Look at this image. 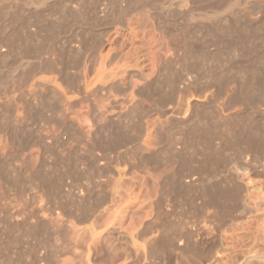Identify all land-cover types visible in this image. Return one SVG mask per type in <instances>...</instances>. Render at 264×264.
Here are the masks:
<instances>
[{
	"label": "bare ground",
	"instance_id": "1",
	"mask_svg": "<svg viewBox=\"0 0 264 264\" xmlns=\"http://www.w3.org/2000/svg\"><path fill=\"white\" fill-rule=\"evenodd\" d=\"M62 1L61 0H0V100L3 99L4 96L9 95L11 93V99L14 102V110H15V115L12 117V119H10L11 115H13L12 114L13 109L9 108V110L12 111V113L11 112L9 113V111L7 110L8 107L6 108V106L7 104L13 105V103L6 101L4 99L7 104L5 105V102H3L4 105H2L3 103L1 104L2 101H0V156L5 155L4 154L5 152H11V148L16 146L17 144L18 145L23 144L25 148L24 143L20 141L23 140L24 138V136L22 135H24L27 132V130H31V129L33 130V128H35L33 127L30 129L31 127L30 125L29 129H27L28 128L27 125H29L28 124L29 122L27 123L29 116L30 115L32 116V113L36 112L34 110L32 111V108L34 109L35 106L36 107L39 106L40 108L51 107V106L53 107V105L51 104L53 101H55L54 103L56 105L54 107L59 114L58 117L55 118L56 124L53 123V125H50L49 124L50 121L48 122L50 126L48 127V129H46L47 130L46 134L51 132L52 135L54 136L52 140L54 139L57 140V138L60 137V132H61V130L59 131V127L57 125L59 126L61 125L63 129L65 128L64 130H66L67 127H64L63 124H67L71 128L75 129L79 134L85 136L86 140L84 137L83 138L79 137V139H82L83 142H85L84 143L85 145H87L86 144L87 141L89 145L87 147H89L91 150V152L89 153L92 154L90 156H93L92 158L95 159L96 164L99 168L103 169V171L105 170L104 171L105 174L106 171H108L107 173L108 176L107 174L106 175L103 174L104 172L102 171H101L102 175L100 171H99L100 173L98 172L99 177L100 178L103 177V178L99 180L100 182L99 184L97 183L95 184V187L97 186V190H98V187L100 185L102 187V185H105L111 181L117 187V190H115L116 192H114L112 196L109 193L111 198L109 197L110 202L108 203L104 199L106 197V194H104V190H103L107 186L103 189L98 190L100 192L99 195L100 194L101 195L100 196L97 195L98 197L95 196L96 197V198L94 197L95 200L91 201L90 199L91 198L90 196H92L91 193L93 191H96L92 187L93 185H90L91 183H87L89 179L87 180L86 184L82 182H81L82 184L75 182L76 178L75 179L73 178L75 177L76 174L74 175L71 173V170H69L71 167L67 162L66 163L64 162L66 165V169L63 171L64 172L67 171L69 172L70 175H73L74 177L72 176L73 177L72 179L74 181L71 180L72 183L70 182V184H67V188H64V190L60 188L61 186L57 185L56 181L53 180V176H51L52 173H50L51 175L47 173L48 167H46L47 169L44 170L39 166L38 163L36 164H38V166L43 170H41L40 168L38 169L36 167H32L34 165H31L29 163L31 168L28 166V164L27 165L24 164L28 166V168L26 169V170L29 169V171H27L28 173L19 177H17L18 174L17 175L15 174L17 179L21 177L20 178L21 184L18 182L19 179L17 181L20 184V186H18L20 188H16V191L15 189L10 187L13 185V182L8 183L7 182L8 178H5L3 171L1 173L0 170V187H2L3 183H5V181L7 180L6 183L7 185L10 184V186L6 185L7 188L9 187L8 188L9 190L8 189L5 190L10 193V189H13L16 192L14 194V192L11 190V194L13 192L14 196L11 195L13 199L11 198L10 207L7 206V208L9 207L10 209L8 211H10V216H11L10 219H12V223H14V226L17 227V225H19V223L21 222L23 224L22 230L24 231V233L31 235L34 229L36 230L38 229L39 231H43V232L52 231L53 235H56L55 238L57 239L55 242H53L55 240L53 239L52 241L53 243L51 242L52 237H50L49 234L47 235L48 237L51 238L50 241L46 239L47 238L46 234H40V232L38 233L41 236L46 235V238L45 236L43 239L37 238V235L39 236V234H36L35 236L34 234L33 236L31 235L29 236V238L31 239L33 237L36 238L37 244L41 247V249L42 248L45 249L48 247L51 249L52 247H54V245L57 246V244H59L57 241L60 239L59 242L61 243L60 244L61 246L58 247L59 248L61 247V250H63L61 252L62 258L59 257V255L56 256V254L59 253L58 252L59 250L57 249L58 247H54L57 249L56 250L52 248L56 250L53 251L55 252V255H53L54 257L52 256L51 258L48 257L45 259L46 260L45 262L47 264H54L52 263L54 261L55 262L57 261L56 264H229L227 260L229 258L228 257L229 254H227L228 258L226 259V254H224L226 251L221 253L219 251V247L228 248V249L230 248L232 250H235L234 244L235 241L239 240V236L235 234V231L231 232L232 228H230V232H228V229L225 230L223 228L224 223L216 224V222L211 227L209 224V220L205 218H201L200 214L196 215L195 218L189 221H183L179 226V228L177 227L178 226L177 224L176 227L173 226L175 224H172L173 226L172 227L171 224L168 223V216H170L168 215L169 213L168 208H170L168 204L169 201L172 202L173 195L179 194L183 189L187 188L184 191L187 190L191 191L192 189L194 191V197L202 198L201 196L203 197L207 196L208 199V200L206 199L207 201L203 199L201 200L200 204L197 203V206L200 209L206 204H210L216 209H220L221 204L218 201V199H228V198L232 199L235 206L240 204V199H242L245 206L244 205L243 207L239 206L240 208L242 207L240 213L238 212L239 215L237 216V219L240 220V223L243 222L245 223V220L249 216L255 214L258 211L264 213V208L261 207V205L257 201L251 202V204H249L250 201L247 203V200H250L249 196L252 194L250 188H252V190L256 188L260 190L259 192L256 189L259 195L260 194L262 195L264 192V138H263L264 134L263 137L262 135L261 137L258 136L256 133H254L255 126H253L252 124L254 130L251 129V125L250 123H248L249 122L248 119H247L248 122L244 120L245 116L248 115V113L246 115L244 114L245 116L243 115L244 116L243 120L249 125L245 124L244 126V124H241L242 122H240V120H242L241 117L242 115L241 113H239L241 110L239 112H233V113L229 112L230 114H228V117L227 116H226L227 118L225 117L226 119L225 120L226 122L224 121L225 126L223 125L225 128L222 129V131L226 129L225 131L226 135L227 133L228 135L231 134L232 137L235 139V141L236 139L237 140L243 139L246 145L244 149L248 150L247 153L250 152L249 154H247V156L243 161L246 171L243 172L240 176L241 184L243 183L242 185L245 186L251 185V183L253 182L252 180L253 174H259L261 176V181L259 180L260 182L257 184L258 186H256L255 188L254 186H250V188L246 190V194L240 193V191H238L237 189L229 191L228 189L225 188H218V189L215 188V191L214 190L209 191V188H211V186H209L208 189L207 186H204L202 169L204 167V164H207V162L209 163V161L206 160L205 157H203L204 155L202 151L203 150L202 145L204 144L203 142L205 140V136L210 133V128L215 123L214 121V123L212 124L213 120L215 119L212 118V113H214L213 111L216 112L215 110L216 104L215 107L212 105L216 102V100L218 101V97L219 96L221 97V94L224 95V93H222L223 91H221L222 90L221 88H220L221 90H219L218 88V90L216 91L217 92L216 95H214L215 92L214 94L212 92H207L204 93L203 95H199L197 94V92L192 93L190 91L192 94L189 97H191L192 99L189 98L191 100L188 101V103L186 104L180 103L179 99L181 97L180 95L178 96L179 92L176 91V89L178 90L182 87L190 88L191 84L189 85V83L192 82V84H194L193 81H191V79L188 77L191 82L187 81L186 78L185 82L187 83L180 81L181 83H183L181 84L182 85L181 87V85L179 86L176 84L174 78L177 77L173 76L174 77L172 78L173 80L171 79L172 77L171 71H169L170 72L169 76L171 77L170 78L168 77L167 73L169 72L167 70H170L169 69L170 67H168L167 70L165 69L167 72L164 70V72L166 73L165 75L166 77L165 78L163 77L164 79L162 78L164 72L160 73V71L161 69H164L168 65L172 64L173 60L174 62H177L176 59H173L175 56H177L178 58H180V60L183 61L184 64L181 65L185 66L187 70H190L191 64L192 66L194 64L199 65L197 61L201 59L198 57L199 59L198 60L196 59L197 61L195 63H191L193 61L192 58L194 57H192L193 56V54H191L192 52L190 53L191 55L188 56L189 54L188 52L189 50L191 51L192 49H187V47H190L187 46L188 42L186 41L185 44L187 46L186 47L184 43L181 42L180 39V38H182V40L185 39L184 34L182 36L177 33V36L179 35L178 37H180L178 39L175 32L171 33L165 30L164 28L170 26L168 19L165 20L169 23V26L167 23V26L164 25L165 27L163 28V26L161 25L164 23L161 24V17L157 12H155L154 9H156V7H158L159 9L160 7L162 13L166 12L169 14L170 12V14L172 13L173 16L174 15L177 16L179 14V16L181 15L183 17V20L184 18L188 20H193L195 18L202 20L207 19L208 22H203V24L205 25V30H204L205 33L202 31L205 34V35L203 34L204 37L202 35V37L204 38L203 41L204 42L206 41V43L209 44V47L210 46L212 47V45H214L215 48L222 43L225 45V47L223 48L227 47L228 52L230 53L229 55L236 54L237 56L240 55L244 56L250 53L251 51L254 52L253 50L255 43L250 38L251 34L247 32L248 29L246 27L248 26L246 25V23L244 25H239V23L243 19H246L248 15H253V14L255 15L259 12L261 13V16H256L252 18L251 21L254 23L257 22L264 23V0H250L249 2L250 8L249 11L247 12H240L236 10V12H234L233 15L230 16V19L233 22V25L231 26L228 25L229 23L227 24V26H225V24L224 26L220 25L221 19L218 20L219 23L217 21L218 19L217 8L224 0H106V1L103 0V2L106 3H103V7L102 8L100 7L101 9L99 8L100 11H98L97 10L98 8H96L99 5L97 4V2H99L100 0H97L96 2L97 5L94 6L93 8L92 6H89L91 8L87 6V2L89 0L86 2V4H85L86 0H62ZM64 1L65 3L66 2L67 3L61 6V4L64 3ZM156 1L158 2L156 3ZM245 1L246 0H226L225 9L226 10H231L233 8L236 9V7H239ZM122 2L123 3L125 2L124 6ZM157 4L158 5L160 4V6H158ZM132 7L134 9H132ZM55 10H56L55 13L59 15L57 17V22L50 17L51 12ZM100 12L102 13V15H100L101 14ZM170 14L168 15L169 17L171 16ZM44 17L46 19H49L50 17V20L51 19L52 21L54 20L57 23V25L60 27L62 25L61 24L62 21H64L66 17H71L73 19H76V21L78 22L88 17L89 20L91 19L93 20V22H98V23L105 20L107 25L110 21V23L113 24V28H111L112 31L110 30L111 31L110 34L107 30H104V28H102L104 33H106L105 31L108 32V35L105 37V39L103 37L99 38V42L95 43L98 47L96 54H94L95 53L94 51H92L91 53V55L94 54L93 56L96 55L92 64L91 62L93 59L91 58V60H89L88 59L89 56L88 58H86L83 55L84 51H86L88 48H86L85 40L81 35L80 31L77 32L79 33L78 35L77 33L74 34L76 36L74 37L73 40L70 39L68 40V42L67 39L69 38L64 37L65 38L64 43H67V46L66 44L61 42L59 47L61 48L62 46V48L64 49L66 46L67 47L66 50H68V53L66 52V50L62 51L61 50L62 48L59 49V47L57 46L56 49L59 50L56 51L53 48V46H55L54 43H52V46L50 44H47L49 42V39L50 40L52 38L57 39L58 37L57 38L53 37L56 29L55 22L53 21L54 23L50 24L48 23L50 20H47L46 22ZM179 18H176L175 21L182 19ZM42 20H44V24L41 23ZM76 21L75 22L73 21L74 23L69 24V27L72 24L74 26ZM83 21L82 22L84 24L85 21L87 22L88 20L86 19ZM172 21L174 22V19ZM182 22L185 23L184 21ZM226 22L227 21H225V23ZM186 25H185L186 27H188V25L190 26V24H186ZM58 26H57V30L60 29L58 28ZM197 28L199 29L200 26ZM73 29L74 28H71L72 31H74ZM80 29L82 28L80 27ZM162 29L167 31V33L168 32L170 34L174 33L175 35L174 37H176L177 39H175L174 41L170 40V42L167 43L162 42L163 37L161 33L163 32L160 31ZM200 29L202 30V28ZM232 29L234 30V32L231 31ZM60 30L58 32H60ZM62 30L65 31L67 29H65L64 27V29L62 28ZM77 30L78 29H76V31ZM186 30H184V32ZM227 30H230L231 33ZM258 30L260 31L261 28ZM64 31L63 33L66 32ZM157 31H159V33ZM165 31L163 34L166 35L165 36L166 38L168 35L165 34L166 33ZM196 32H198V30H196ZM73 33L74 32H72V34ZM188 33L191 32L190 31L188 32L187 30L186 34ZM194 34L196 35V33ZM102 35L104 34L102 33ZM225 36L226 37L229 36L228 37L229 39L228 38L225 39L224 38ZM195 37L197 38V36ZM54 39L53 41H55ZM60 39L61 38H59L58 41ZM189 39L190 38H188V41ZM224 40L227 41L224 42ZM262 40H264V37L262 38ZM103 42L105 43L103 44ZM180 43H183L182 44L183 48L181 47ZM62 44H64L65 46H63ZM204 46L205 45H203V47ZM219 48L216 52H214L212 56L213 59L215 58L214 55L216 56L217 52H219ZM71 50L74 51V53L77 56V58L75 57L70 58L72 59V62L71 60L70 61L66 60L67 57L65 58V56L72 55L69 53ZM180 50L183 52L181 53ZM204 51H208V49ZM224 51H226V49ZM206 54L207 53L205 52L203 56L204 59L206 58L207 61L208 56L205 57ZM210 54H208L209 57ZM254 54L256 53L254 52ZM10 58H13L14 60L12 66L10 65L8 66L7 64V60H9L10 62L11 60ZM189 59H191L192 61ZM159 60H160V64L157 63L159 62ZM212 60L211 62H209L210 60H208V62L212 63ZM214 61L216 64L217 60L214 59ZM249 61L247 60L241 61L233 69L234 72H231L232 75L235 73L238 74V76L235 75L236 77L232 76V78L233 77L235 78L238 77V78L237 79L234 78L236 82L234 81V79L231 80L232 83L233 81L235 83V85L233 84L234 86L232 85L234 89L233 91L228 90L230 91V93L225 91V93L227 92L228 94L226 93L225 97L223 98L224 102L222 100L221 102L222 104L224 103L225 106L227 105L228 108L230 104L232 105L237 102L238 103L242 102L239 103V105H243L244 103L245 106L248 104L249 107L251 106L253 108H256L257 104L262 103V107H263L262 110L264 111V71L260 74L259 72L260 65L256 63V60L253 59ZM70 63H73L74 66L73 64L70 65ZM201 63H203L202 65L205 64L204 62ZM161 64L162 66L164 65V68L161 67ZM202 65L201 67L203 68L204 66ZM69 66L70 68L73 67L75 68L74 73L67 71V69H69L68 68ZM78 66H80L81 68ZM182 66L180 69L182 71H179L180 73L185 72L183 71ZM207 66L208 64L205 65L204 70ZM234 66L235 65L231 67ZM209 67L207 69L208 70L207 73H211ZM192 68L195 69L194 67ZM198 68L200 69L199 66ZM90 69L92 71V75L90 74L89 76L88 72ZM45 71H48L49 74L51 73V75H48V73H46ZM42 73L44 75L46 74L45 76L47 75L50 76V78H44V75L43 76L40 75ZM69 73H72V75L71 74L69 75ZM186 73L183 74L181 73L182 74L181 76L183 77L184 75L185 77ZM188 74H190V72H188L187 75ZM10 75H12L13 77L15 76L16 78H12ZM8 77H10L11 80L14 79V81L19 80L17 78H21V77H23V79L21 78V81L27 79V81L25 82L23 81L25 84H24V89L21 92L22 95L23 93L25 96L29 95L30 101L29 99L28 101L31 102V104H29V102L28 103L24 102L23 100L25 99L24 95H23L24 97L20 96L19 99L17 96L19 94H15L17 89H19V87H22L19 86L20 83L19 84L16 83V86H19L17 87V89L15 88L16 86H14L15 84L13 85L12 89L15 88L16 91L15 89L14 90H10L11 88L9 89V85H11L12 81L10 80L11 82L9 81L10 83H8V80L10 79L9 78L7 80ZM203 79L205 78L203 77ZM223 80L224 78H222V80L220 79V83L223 82ZM228 80L230 83V79ZM163 83L170 84L169 86L171 87L170 90L172 93H174V91L177 92V94H174V96L175 95L178 96L176 97V101L170 99L169 102H165L169 100V99L166 100L165 98V100L163 101L161 99L157 102H153L151 104L149 103V105L146 107L142 106L140 104L141 100L143 98L144 99L151 98L152 96L150 97V95L154 93L156 89H158L157 88L158 85L161 86ZM220 83L218 82V84ZM208 91H210V89ZM186 92H189V89ZM179 94L183 95V91L182 93ZM187 100L185 99L183 102L185 103V101ZM32 105L34 107H32ZM231 105L229 108L230 110L231 108L234 109L236 106V104L234 105V107H231ZM221 106L219 107L221 108ZM202 107L204 109H202ZM212 107L214 108V110H212ZM206 108L208 109L211 108L209 109L211 111L207 112L205 110ZM228 108H226L227 111ZM237 109L238 108H236L234 111H236ZM223 110L224 108L222 109V111ZM259 112L261 113L260 110L258 111V113ZM38 113L37 114L35 113L34 116H32V118L35 117V115H38ZM142 114H146L145 115L146 117L144 119L140 118ZM189 114L190 116H187ZM214 115H216V113L213 114V116ZM134 116H137V119L134 118L135 119L134 120L133 119ZM209 116L213 119L212 122H210L211 119L207 121V119L210 118ZM208 122L212 124L211 127L210 124H208ZM250 122L252 123L254 122V120L252 121L250 120ZM22 126L25 129H27L25 133L22 130ZM44 126L46 127V125ZM215 126L217 125L215 124ZM249 126L250 129H248ZM174 127H178L179 132L177 133L172 132L171 130ZM218 127L219 126H217V128ZM130 128L134 132L131 131ZM217 131L219 130L217 129ZM222 131L220 130V132ZM259 132L261 133V131ZM51 133L49 134L50 136ZM27 134L29 135V133ZM224 134L225 133L221 135L225 136ZM76 137L74 136V138ZM232 137L227 138L228 139L227 141L230 142L229 139H231ZM37 138L38 137L36 136V139ZM33 139L35 141V137ZM76 140L78 142V139ZM188 140H192V142L188 144ZM19 141L22 144H20ZM166 141L169 143H173L176 141L182 142V147H180V149L177 150L178 152L175 155L179 159L178 162L180 163V166L178 170L175 169L176 172H174L173 178L171 176L170 179L168 178L169 177L168 174L166 175L165 171L160 173L158 171L159 174L154 173L155 170L154 164L158 163L159 155ZM28 142L29 141H27L28 146H26L25 148L26 150L28 148V151L24 152L25 150L23 149V151L21 152L20 149V153L21 154L23 153L22 155H24V153H27V155L24 156L26 159L28 158L29 161V160H33L34 157L35 158L38 157L39 156L38 154L40 153H39V149H37L39 146L37 148L33 147L35 144L33 140L32 142L29 143ZM66 142L68 143V141ZM30 143L33 144L30 145ZM38 144L41 145V143ZM234 144L236 143L234 142ZM29 145L32 146L33 148H31ZM44 145L45 144H43V146ZM69 145L71 144L69 143ZM85 145L84 147H86ZM187 147L189 154V155L187 154L188 157L184 155V151ZM41 154H43V152ZM15 155L16 158L13 156V154L11 156L15 158L13 160H19L20 158V160H22L21 162L26 161V159L23 156L18 157L20 156V154L19 155L15 154ZM29 156L31 157L30 159ZM168 156L170 155L168 154ZM3 158L5 159V156H3ZM41 158L43 157L41 156ZM46 162L47 161H44V163ZM41 163L40 165L42 166L43 164ZM51 163L52 162L50 161V164ZM58 164L60 169L61 164L60 163ZM20 165L22 164L20 163ZM45 166L43 165V167ZM58 166H56L55 169H57ZM138 167L141 170L138 169ZM2 168L3 167L0 165V169ZM19 168L21 169V166ZM52 169H53V165H52ZM84 170L86 171L88 170V168ZM90 171L93 172V170L91 169ZM50 172H54V171L50 170ZM55 172L57 173V171ZM64 175H67V173H64ZM67 178H68L67 180H69V177ZM147 178H149L148 180H151L150 183L151 186L149 183H147ZM165 178L169 179V182L165 181ZM21 179L24 180V183L23 180ZM92 183L94 184L95 181H92ZM15 184L18 185L17 183H14V185ZM90 186L92 187V189ZM0 190H1L0 192H3L2 191L3 187ZM9 193L8 194L5 193V195L9 196L10 195ZM61 193H62L61 196L69 197L70 203L68 202V204L69 205L71 204L70 205L71 207L63 206V204L60 203V200H62L61 196L59 197L61 198L60 200L59 198L58 201L56 200V195L57 194L60 195ZM255 195L256 194H254V196ZM257 198H260V196L259 197L256 196V199ZM36 199L38 200L39 204L35 206L34 209L36 208L37 209L32 214L33 211L29 209L31 206L27 208V205L30 200H36ZM102 199H104V201L107 203V206L106 205L104 206L103 204H102L103 206L99 205V202ZM38 202H36V204ZM163 202L164 205H166L165 207H163L162 205ZM101 203L103 202L101 201ZM98 205L101 208H99ZM230 206L228 207L229 209ZM33 207H31L32 210ZM215 214L216 212L214 211L212 214H209L207 216L214 217ZM31 216H33L34 221L31 219L32 218ZM7 220H8L7 222H9L11 225L9 218H7ZM29 220L32 221L29 222ZM9 223L7 225H9ZM249 224L247 223V225ZM11 227L13 226L11 225ZM209 229H211L212 232L209 231ZM208 234L209 236L212 235L211 237L215 239V242L211 249L212 250L211 255H209V257L206 259L205 257L208 255H205L203 253L202 246H204L203 241L208 236ZM14 238L15 237L12 238L10 235V239L8 238L7 239L9 240L10 243V240ZM16 239L17 240L15 241L21 240V242L23 241H25L24 243L27 242L26 239L24 240L21 238L20 240H18L19 239L18 237ZM30 240L28 242H30ZM12 242L14 243V241ZM28 242L27 244H29ZM56 242L57 244H54ZM32 243L34 244L33 241ZM14 244L13 246L12 245L11 246L12 247L17 246V244L15 245ZM21 245H23V243ZM255 247L253 246L254 249H256ZM262 247L263 246H261L260 248ZM259 249L254 251L248 250L247 251L248 253H245L246 255L244 254L245 256L241 258L237 264H264V248H262V250ZM43 252L42 254L45 255L46 251L44 253ZM52 254L54 253H50V255ZM48 255L49 254L47 253V255L44 257H47ZM40 256L41 254L38 257L40 258ZM42 260H44L43 257L41 261ZM230 263L232 264L233 262Z\"/></svg>",
	"mask_w": 264,
	"mask_h": 264
},
{
	"label": "rangeland",
	"instance_id": "2",
	"mask_svg": "<svg viewBox=\"0 0 264 264\" xmlns=\"http://www.w3.org/2000/svg\"><path fill=\"white\" fill-rule=\"evenodd\" d=\"M62 1V0H61ZM88 0H86L85 1V4H86V2H87ZM89 1H90V3H89ZM88 2H87V6L89 7V6H92V8L94 7V6H96L97 4H99L98 5V7H96V8H98L97 10L98 11H100L99 10V8L101 7H103V3H106V2H103V0H100L99 2H97V0H95V1H93V0H89ZM102 1V2H101ZM104 1H106V0H104ZM248 1V2H247ZM63 2V1H62ZM93 3V5H92V3ZM96 2H97V4H96ZM158 1H156V3H157ZM246 2V3H245ZM244 3H242V5H240L239 7H236V9H231V10H226L225 9V3H226V0H224L219 6H218V8H217V11H218V19H217V21L219 20V19H221L222 20V22H221V20H220V25H223L224 26V24H225V26H227V24L228 25H233V22L231 21V19H230V16H232L233 15V13L234 12H236V10L237 11H240V12H247V11H249V8H250V0H246ZM67 3V2H66ZM65 3V1H64V3H62L61 4V6L63 5V4H66ZM123 3V2H122ZM247 4V5H246ZM101 5V6H100ZM125 5V2L123 3V6ZM158 5V4H157ZM58 6V5H57ZM155 6H156V4H155ZM158 6H160V4L158 5ZM135 7V6H134ZM89 8H91V7H89ZM100 8V9H101ZM221 8H223V9H221ZM247 8V9H246ZM132 9H134L133 7H132ZM246 9V10H245ZM155 10V12H157L158 14H159V16L161 17V24L162 23H164V24H162L161 26H163V28L165 27V26H167V23L169 22L170 23V26H169V23H168V26L169 27H167V28H164L165 30H167V31H169V32H175V34H176V36H177V33L179 34V35H182L183 36V34H184V37H185V39L184 40H182V38H180V37H178V39L180 38L181 39V42H183L184 43V45L186 44V41L188 42L187 43V46H190V47H187L186 45V47H187V49H192L191 51L189 50V54H188V56L189 55H191V54H193V56L192 57H194L195 58V61H194V58H192L193 59V61L191 60V59H189V60H191L190 62L191 63H195L199 58L202 60H198L197 61V63H199V67H200V69L198 68V66L196 65V64H194V65H196L197 66V68H196V66H192V64H191V68H190V70H187L186 68H185V66H182L184 63H183V61L182 60H180V58H178L177 56H175L173 59H176V61L177 62H174V60H173V62L172 61H170V62H172V64H170V65H168L167 67H165L164 68V65L162 66V64H161V67H163L164 69H161V71H160V73L161 72H164V70L166 69L167 70V68L168 67H170L169 69L170 70H167L168 72L169 71H171V74H172V77L171 76H169L170 75V72L169 73H167V75H168V77L170 78L171 77V79L172 78H174V77H177V78H174L175 79V81H176V84L177 85H181V84H183V83H181V82H185V79L187 78V81H190L189 80V78L191 79V81H193V83L194 84H192V82L191 83H189V85H190V88L188 87H186V88H184V87H182V85H181V87L182 88H180V87H177V88H180V89H182V90H180V89H176V91H178L179 93H182V91H183V95L182 94H179L178 93V96L180 95V103H182V104H186V103H188V101H190L192 98L191 97H189L193 92L195 93V92H197V94H199V95H203L204 93H207V92H212L213 94H214V92H215V94L214 95H216V91L218 90V88H219V90H221V91H223L222 93H224V95L223 94H221V97L219 96L218 97V101L216 100V102L212 105V106H214L215 107V104H216V107H215V110H216V112L215 111H213L214 113H212V118L214 119H212L210 116V118H208L207 119V121H209L210 119V122H212V120H213V122H212V124L214 123V121H215V123L213 124V126H212V124L211 123H209L208 122V124H210V127L212 128H210V133L209 134H207L206 136H205V140H204V144L202 145L203 146V157H205V159L206 160H208L209 161V163L207 162V164H204V167H203V169H202V176H203V178H204V186H207V189H208V187L209 186H211V188H209V191L211 190V191H215V188H225V189H228L229 191H231V190H234V189H237L238 191H240V193H242V194H246V190H248V188H250V186H254V188L256 187V186H258L257 184L261 181V176L259 175V174H253L252 175V180H253V182L251 183V185H249V186H245V185H242L241 184V181H240V176H241V174L243 173V172H245L246 170H245V167H244V164H243V161H244V159H245V157L247 156V154H249V153H247L248 152V150H245L244 148L246 147V145H245V143H244V140L243 139H236V141H235V139L232 137V135L231 134H229L228 135V133H227V135H226V129L224 130V131H222V129H224L225 127V124H224V121L226 120L225 119V117L227 116L228 117V114H230L229 112H239L240 110V112L239 113H241V117H242V120H240V122H242L241 124H244V126H245V124H248V123H250V125H251V129H253L254 130V128H255V131H254V133H256L258 136H260L261 137V135H262V137H263V132H264V111L262 110L263 109V107H262V103L260 104H257L256 106L258 107H256V108H253V107H249L248 106V104L245 106L244 105V103H243V105H239V103H242V102H237V103H235L236 104V106H235V108L233 109V108H231V110L229 109L230 108V105H229V108H228V106L226 107L225 105H224V103L222 104V102H221V100L224 102V97H225V95H226V93L228 92V93H230V91H233V89H234V85H235V83H234V81H235V79H237V78H235L236 76L235 75H237L238 76V74H233L232 75V73L231 72H234L233 71V69L241 62V61H249V60H256V63L258 64V65H260V74L264 71L263 69H264V40H262V38L264 37V23L263 22H257V23H254V22H252L251 21V19L252 18H254V17H256V16H261V13L259 12V13H257V14H253V15H248L247 16V18L246 19H243L244 20V22H243V20L241 21V22H243V23H239V25H244L245 23H246V25L248 26V27H246L248 30H247V32H249V34H251V39L254 41V43H255V46H254V52L256 53V54H254V52H250V53H246L247 55H240V56H237L236 54L234 55V54H231V55H229L230 53L228 52V49H227V47L226 48H223V47H225V45L224 44H219L216 48H215V46L214 45H212V47L210 46L209 47V44H207L206 43V41L204 42L203 40H204V33H205V25L203 24V22H208V20L207 19H198V18H195V19H193V20H188V19H185L184 18V20H183V17L180 15L179 16V14L177 15V16H173L172 15V13L170 14V12H169V14L171 15L170 17L168 16L169 14L168 13H162L161 12V10H160V7H159V9H158V7H156V9H154ZM160 10V11H159ZM223 10V11H222ZM232 10H234V11H232ZM222 11V12H221ZM56 12V10L55 11H52L51 12V18H53L56 22H57V17L59 16L58 14H56L55 13ZM90 13V12H89ZM101 13V12H100ZM163 14H164V16H163ZM167 14V15H166ZM98 15H99V13H98ZM100 15H102V13L100 14ZM166 15V16H165ZM48 16V15H47ZM46 16V17H47ZM53 16V17H52ZM50 17H49V19H46L45 17V21L47 22V20H50ZM173 17V18H172ZM182 18V19H180V18ZM229 17V18H228ZM176 18H179L180 20H178V21H175L176 20ZM250 18V19H249ZM70 19H72V20H70ZM88 20L87 22L85 21V23L83 24V20ZM165 19H168V22L165 20ZM174 19V22L172 21ZM53 20V21H54ZM82 20V19H81ZM82 21H76V19H73V18H71V17H66L65 18V20L64 21H62V25H61V27L60 26H58L57 25V23L55 22V24H56V29H55V33H54V36L53 37H55V38H57V39H54V38H52L51 40L49 39V42L47 43V44H50L51 46H52V43H54L55 44V46H53V48L56 50V51H58L59 49H61L62 48V46H61V48L59 47L60 46V44H61V42L62 43H64V37H68L69 39H67V42H68V40H73L74 39V37L76 36V35H74L75 33H77V32H79L80 31V33H81V35L83 36V38H84V40H85V43H86V48H90L89 50H91V51H89L88 49L86 50V51H84V57H86V58H88V56H89V60H91V58L93 59L92 60V64H93V61H94V59H95V56H93L94 54H96L97 53V45L95 44L96 42H99V38H104L105 39V37L108 35V32H109V34H110V32L112 31L111 30V28H113V24L112 23H110V21H109V23H108V25L106 24V21L105 20H103V21H101L102 22V24H101V22H93V20H89V18L87 17V18H85V19H83ZM184 21L185 23H183L182 21ZM227 21L226 23H225V21ZM52 21V19L48 22V23H50V24H52V23H54ZM76 21V23L74 24V26H73V24L72 25H70V27L71 28H74L73 30L74 31H72L71 30V28L69 27V24H71V23H74V22ZM95 21V20H94ZM165 21H166V23H165ZM171 21V22H170ZM224 21V22H223ZM69 22V23H68ZM83 24H81V23ZM175 22H178V23H175ZM41 23H43L44 24V20H42L41 21ZM48 23H45V24H48ZM79 23V24H78ZM87 23H89V24H87ZM94 23V24H93ZM96 23V24H95ZM105 23V24H104ZM176 25H175V24ZM218 23H219V21H218ZM223 23V24H222ZM263 23V24H262ZM55 24H53V25H55ZM66 24V25H65ZM175 26H174V25ZM186 24H190V26L188 25V27H186L187 25ZM195 24H197V25H195ZM199 24V25H198ZM77 25V26H76ZM89 25V26H88ZM91 25V26H90ZM95 25H97V26H95ZM101 25V26H100ZM104 25V26H103ZM109 25H111V26H109ZM165 25V26H164ZM186 25V26H185ZM195 25V26H194ZM245 25V26H246ZM57 26H58V28H60V29H58L57 30ZM65 27V29H67V30H62V28L64 29V27ZM82 28V29H80V27ZM83 26H85L86 28H87V30H88V32H87V30H86V28L85 27H83ZM171 26H172V28H171ZM200 26V28H202V30L199 28H197V27H199ZM76 27V28H75ZM89 27V28H88ZM177 27V28H176ZM261 28V30L260 31H262V29H263V31L262 32H260L258 29H260ZM33 28V27H32ZM92 28V29H91ZM102 28H104V30H107V31H105L106 33H104V31H103V29ZM169 28V29H168ZM176 28V29H175ZM70 29V30H69ZM76 29H78L77 31H76ZM109 29V30H108ZM164 29H162V30H160V31H162L163 33H164ZM178 29H183V30H178ZM188 30V32L190 31L191 33H188V34H186V32H187V30ZM234 29V28H233ZM231 30V31H233L234 32V30ZM251 29V30H250ZM60 30V32H58ZM89 30H90V32H89ZM102 30V31H101ZM111 30V31H110ZM164 30V31H163ZM178 30V31H177ZM184 30H186L185 32H184ZM196 30H198V32H196ZM63 31L66 33H63ZM93 31V32H92ZM95 31V32H94ZM167 31H165L166 33L165 34H167L168 36L165 38V36L166 35H164L163 33H161L162 34V37H163V39H162V42H170V40L171 41H174L175 39H177L176 37H174L175 35H174V33L173 34H170L169 32V34L167 33ZM183 31V32H182ZM199 31H201V32H199ZM204 33H203V32ZM227 31H229L230 33H231V31L230 30H227ZM56 32H57V34H56ZM72 32H74L73 34H72ZM100 32V33H99ZM158 33H159V31H157ZM232 32V33H233ZM259 32V33H258ZM59 33V34H58ZM84 33V34H83ZM95 33V34H94ZM102 33L104 34V35H102ZM194 33H196V35L194 34ZM79 33H77V35H78ZM91 35V36H89V35ZM185 34H186V36H185ZM204 34V35H203ZM60 35V36H59ZM202 35H203V37H202ZM70 36H72V37H70ZM195 36H197V38L195 37ZM200 38H199V37ZM62 37H63V39H62ZM96 38V41H95V38ZM183 37V38H184ZM193 37V38H192ZM229 37V36H228ZM228 37H224L225 39L226 38H228ZM59 38H61L59 41H58V39ZM86 38V39H85ZM97 38H98V40H97ZM165 38V39H164ZM188 38H190L189 39V41H188ZM230 38H231V36H230ZM53 39L56 41H53ZM93 39H94V41H93ZM169 39V40H168ZM229 39V38H228ZM227 39V40H228ZM101 40V39H100ZM168 40V41H167ZM226 40V41H227ZM161 41V40H160ZM194 41V42H193ZM195 41H197V42H195ZM201 41V42H200ZM225 40H224V42H226ZM51 42V43H50ZM65 42H66V40H65ZM70 43H72V42H70ZM105 42H103V44H104ZM183 43H180L181 44V47L183 48ZM202 43H203V45H205L204 47H208L207 49H208V51H204V50H207L206 48H204L203 47V45H202ZM53 44V45H54ZM64 44H66V46H67V43H64ZM64 44H62L63 46H65ZM165 44V43H164ZM201 45V46H200ZM59 47V49H56L57 47ZM65 46V48L63 49H61L62 51L63 50H66L67 49V47ZM180 47V46H179ZM180 47V48H181ZM204 49H203V48ZM220 47V48H219ZM181 48V49H182ZM218 48H219V52H217V54H216V56L214 55V59H216L217 61H216V64H215V61H214V59H213V54H214V52H216L217 50H218ZM222 49H223V51H222ZM226 49V51H224ZM257 49V50H256ZM74 50V49H73ZM178 50V49H177ZM201 50H203V51H201ZM211 50V51H210ZM256 50V51H255ZM75 51V50H74ZM74 51H70L69 53L70 54H72L71 56H69L68 54V56H65V58H66V60H68V61H70L71 60V62H72V59H70V58H77V56H76V54L74 53ZM92 51H94L95 53L94 54H92L91 55V53H92ZM179 51V50H178ZM220 51H222V52H220ZM66 52L68 53V50H66ZM180 52L182 53L183 51H181L180 50ZM192 52V53H191ZM207 53L206 54V56L205 57H207L208 56V58H207V61H206V58L204 59V53ZM210 52H211V54H210ZM213 52V53H212ZM191 53V54H190ZM223 53V54H222ZM228 53V54H227ZM75 54V55H74ZM180 54V53H179ZM208 54H210V57H209V55ZM182 55V54H181ZM197 55V56H196ZM199 55V56H198ZM227 56V57H226ZM199 57V58H198ZM202 57V58H201ZM235 57V58H234ZM253 57V58H252ZM258 57V58H257ZM69 58V59H68ZM188 58H190V57H188ZM256 58V59H255ZM11 60H10V62H9V60H7V64H8V66L10 65V66H12L13 65V62H14V60H13V58H10ZM197 59V60H196ZM213 59V60H212ZM233 59V60H232ZM158 60V59H157ZM208 60H210L209 62H211V60H212V63H209L208 62ZM226 60H229V61H226ZM263 60V61H262ZM179 61V62H178ZM219 61V62H218ZM227 62V63H225V62ZM201 62H204L205 64L204 65H202L203 63H201ZM224 62V63H223ZM250 62V61H249ZM11 63V64H10ZM157 63H159L160 64V60H159V62H157ZM175 63H177V64H175ZM180 65H179V64ZM201 63V64H200ZM223 63V64H222ZM233 65H235L234 67H231V66H233ZM71 64H73V63H70V65ZM158 64V65H159ZM168 64V63H167ZM182 64V65H181ZM208 64V66L205 68V70H204V67H205V65H207ZM211 64V65H210ZM231 64V65H230ZM180 67H179V66ZM201 65L202 66H204L203 68L201 67ZM224 65V66H223ZM73 66H74V64H73ZM172 66V67H171ZM181 66L183 67L182 69H183V71H185V72H181L182 74L183 73H186V71H187V73L188 72H190V74H188L187 75V73L185 74V77H184V75H183V77L181 76L182 74L179 72V71H182V70H180L181 69ZM210 66V67H209ZM213 66V67H212ZM215 66V67H214ZM223 66V67H222ZM229 66V67H228ZM78 67H80V66H78ZM192 67H194L195 69H193ZM208 67L210 68V72L211 73H207V69H208ZM262 67H263V69H262ZM69 69H67V71L68 72H72V73H74V67L73 68H70V66L68 67ZM81 68V67H80ZM80 68H78V69H80ZM230 68V69H229ZM71 69V70H70ZM262 69V70H261ZM73 70V71H72ZM165 70V71H166ZM90 71H91V69L89 70V72H88V75L90 76V74L92 75V71H91V73H90ZM166 71V72H167ZM46 73H48V75H51V73L49 74V72L48 71H45ZM45 72H43V73H45ZM174 72V73H173ZM235 72H236V69H235ZM40 74V75H44V74ZM72 73H69V75L71 74L72 75ZM165 73V72H164ZM163 73V75H162V78L164 77H166L165 75H166V73L164 74ZM206 73V74H205ZM174 74V75H173ZM40 75H38V76H40ZM46 75V74H45ZM44 75V78H50V76H45ZM209 75V76H208ZM225 75V76H224ZM12 78H16L15 76L13 77L12 75H10ZM174 76V77H173ZM216 78H215V77ZM223 76V77H222ZM227 76V77H226ZM232 76H235V77H233L232 78ZM179 77V78H178ZM182 77V78H181ZM189 77V78H188ZM203 77L205 78V79H203ZM215 78V80H214V78ZM224 78V80H223V82H221L220 83V79L222 80V78ZM10 77H8L7 78V80L9 79ZM22 79H23V77H21ZM21 78H17V79H19V80H15L14 81V79H12L11 80V78L8 80V83H10L11 81L13 82H11V85H9V89L10 90H14L15 88L17 89V87H19V86H22V87H19V89H17V91H16V89H15V94H19V95H17L18 96V98L20 99V96H22V97H24L25 95H24V93H23V95H22V90L24 89V82L25 81H27V79L25 80H23V81H21ZM24 78H26V77H24ZM163 78V79H164ZM208 78H209V80H208ZM218 78V79H217ZM230 79V83H229V80L228 79ZM235 78V79H234ZM180 79V80H179ZM184 79V80H183ZM203 79V80H202ZM232 79H234V81H233V83H232ZM11 80V81H10ZM173 80V79H172ZM177 80H179V81H177ZM183 80V81H182ZM208 80V81H207ZM214 80V81H213ZM226 80V81H225ZM10 81V82H9ZM22 83H21V82ZM164 81V80H163ZM181 81V82H180ZM214 82V83H213ZM218 82L220 83V84H222V85H220V84H218ZM225 82V83H224ZM236 82V81H235ZM16 83H20L19 84V86H16ZM185 83H187V82H185ZM15 84V85H14ZM17 84V85H18ZM234 84V85H233ZM13 85L14 86H16L14 89H12V87H13ZM166 85V86H165ZM170 84H165V83H163L161 86L160 85H158V89H156L155 91H154V93H152L151 95H150V97L151 98H149V99H147V98H143L142 100H141V102H140V104L142 105V106H144V107H146V106H148L149 105V103L151 104V103H153V102H157V101H159V100H161L162 99V101L163 100H165V98H166V100H168V101H165V102H169L170 101V99H173L174 101H176V97H178L177 95H175L174 96V94H177V92L176 91H174V93H172L171 92V87L169 86ZM224 85V86H223ZM233 85V86H232ZM167 86H168V88H167ZM192 88V89H191ZM221 88V89H220ZM184 89H186V90H184ZM188 89H189V92H186V91H188ZM191 89V90H190ZM210 89V91H208ZM19 90V91H18ZM166 90H168V91H166ZM228 90H230V91H228ZM181 91V92H180ZM185 91V92H184ZM192 93H191V92ZM225 91H227L226 93H225ZM160 92V93H159ZM164 92H166V93H164ZM169 92V93H168ZM171 92V93H170ZM176 92V93H175ZM155 93H156V95H155ZM219 93H221V92H219ZM227 93V94H228ZM26 94V93H25ZM166 94V95H165ZM172 94V95H171ZM184 95H185V97H184ZM8 96V97H7ZM27 96H28V98H27ZM169 96V97H168ZM171 96H172V98H171ZM182 97H184V98H182ZM7 98V99H6ZM25 99H23V98H21V99H23L24 100V102L25 103H28L29 101H30V97H29V95H26L25 97H24ZM187 98H188V100H187ZM189 98H191V99H189ZM6 101H9V102H11V103H13V105L12 104H7L6 102H5V100ZM28 99H29V101H28ZM186 99L187 101H185V103L183 102L184 100ZM11 100V101H10ZM0 101H2L1 102V104L3 103V102H5V105L7 104V106H6V108L8 107V111H9V113L11 112L12 113V111H13V115H11V117H10V119H12V117L15 115V110H14V102H13V100L11 99V93L9 94V95H6V96H4V98L3 99H1ZM53 101V100H52ZM51 101V102H52ZM55 101H53L52 102V104L51 105H53V107L51 106V107H43V108H40L39 106L38 107H36L35 106V108H36V110H35V108L33 109L32 108V111L34 110V111H36L35 113L37 114L38 112V115H35V117H33L32 118V116H34V112L32 113V116L30 117L29 116V118H28V121H27V123L29 124V125H27V129H29V127H30V125H31V127H30V129L31 128H33V127H35V128H33V130L31 129V130H27V129H25L23 126H22V130H23V132L25 133L26 132V130H27V132L24 134V135H22V136H24V138H23V140H20V141H22V143H24V145H25V148H26V146H28V144H27V141H29V142H32V140H33V142L35 143L34 144V148L36 147H38L37 149H39V153L41 154L42 152H43V154H41V156L43 157V158H41V156H40V154H38L39 156L38 157H34L33 158V160H29L28 161V158L26 159L25 158V156L24 155H27V153H24V155H22L21 153H20V149H21V152L23 151V149L25 150L24 152H27L28 151V148H27V150L24 148V146H23V144L22 143H20V141H19V143L20 144H22V145H16V146H14V147H12L11 148V152H13V153H11V152H5L4 154L5 155H1L0 157V165L3 167L2 169H0L1 170V173H2V171H3V173H4V177L5 178H8L6 181L9 183V182H13V185H12V183H11V185L12 186H10V184H8L11 188H13V189H15V191H16V188H20V187H18V186H20V178H18L19 179V181H18V179L16 178V176H15V174L17 175L18 174V176L17 177H19V176H22V175H24V174H26V173H28L27 171H29V169L28 170H26L27 168H28V166L30 167V164L31 165H34V166H32V167H36V168H43L44 170L45 169H47L46 167H48V171H47V173H52V175L51 176H53V180L54 181H56V183H57V185L58 186H61L60 188L61 189H63L64 190V188H67V184H70V182H71V180H73V179H75L76 178V181L75 182H77V183H79V184H82V183H85L86 184V182H87V180H88V182L87 183H91L90 185H93L92 187L94 188V190H96V191H93V190H91V191H93L92 193H91V195L92 196H90L91 198V201H94L95 200V198L96 197H98V196H100L99 195V191L98 190H100V189H103V188H105L106 186L108 187H106L105 189H103L104 190V194H106V197L104 198L105 199V201L108 203V202H110L109 200H110V198H111V196L114 194V192H116L115 190H117V187L114 185V183H112L111 181L109 182V183H107V184H105V185H102V187H101V185L98 187V190H97V186L95 187V184L97 183V184H99L100 182H99V180L100 179H102V178H100L99 177V174H98V172L100 171H102V172H104L103 171V169H101V168H99L98 166H97V164H96V161H95V159H93L92 157L93 156H90V155H92V154H90L89 152H91V150H90V148L89 147H87V146H89L88 145V143H87V141H86V144L87 145H85L84 143L85 142H83V140L82 139H79V137L81 138H85V136H83V135H81V134H79L75 129H73V128H71L69 125H67V124H63L64 125V127H67V129L66 130H69V131H66V130H64L63 129V127L60 125H57L58 127H59V131L61 130V132H60V137L59 138H57V140L56 139H54V140H52V138H54V136L52 135V133H51V136L49 135L50 133H48V134H46V132H47V130L46 129H48V127L50 126V125H53V123H55L56 124V121H55V118L56 117H58V111H56V109H55V103H54ZM147 102V103H146ZM164 102V103H165ZM172 102V101H171ZM54 103V104H53ZM220 103V104H219ZM29 104H31V102H29ZM235 104H232L231 105V107H234V105ZM2 105H4V103L2 104ZM218 105V106H217ZM222 105V106H221ZM31 106V105H30ZM219 106H221V108L219 107ZM223 106H225V107H223ZM261 106V107H260ZM32 107H34L33 105H32ZM205 107V106H204ZM241 107V108H240ZM260 107V108H259ZM9 108H12L13 110L12 111H10L9 110ZM224 108V110L222 111V109ZM226 108H228V111H227V109ZM236 108H238L236 111H234ZM249 108V109H248ZM202 109H204L203 107H202ZM209 109H211V108H209ZM208 108H206L205 110L207 111V112H209V111H211V110H209ZM258 109V110H257ZM212 110H214V108L212 107ZM219 110V111H218ZM221 110V111H220ZM226 110V111H225ZM230 110V111H229ZM244 110V111H243ZM253 110V111H252ZM261 111V113L259 112L258 113V111ZM7 111V112H8ZM40 112H41V114H40ZM48 112V113H47ZM52 112V113H51ZM219 112V113H218ZM263 112V113H262ZM8 113V114H9ZM216 113V115H214L213 116V114H215ZM248 113V115H246ZM49 114V115H48ZM221 114V115H220ZM246 116H245V115ZM146 114H142L141 116H140V118H145L146 116H145ZM219 115V116H218ZM224 115V116H223ZM245 116V118H244V116ZM36 116H37V118H36ZM48 116V117H47ZM54 116V117H53ZM187 116H190V114L189 115H187ZM218 116V117H217ZM248 116V117H247ZM224 117V118H223ZM226 117V118H227ZM137 119V116H134L133 117V119ZM223 118V119H222ZM243 118H244V120L245 121H247V119H248V123H246L244 120H243ZM250 118V119H249ZM52 119V120H51ZM134 119V120H135ZM250 120L252 121V120H254V122H250ZM45 123H47V124H45ZM50 121V122H49ZM54 121V122H53ZM244 121V122H243ZM48 122H49V124H48ZM52 122V123H51ZM226 122V121H225ZM31 123V124H30ZM44 123V124H43ZM223 123V124H222ZM215 124L217 125V126H219L218 128H217V126H215ZM252 124H253V126H255L254 128H253V126H252ZM255 124V125H254ZM44 125H46V127L44 126ZM224 125V126H223ZM249 125V124H248ZM56 126V125H55ZM38 127V128H37ZM70 127V128H69ZM222 127V128H221ZM257 127V128H256ZM69 128V129H68ZM259 128V129H258ZM46 131H45V130ZM129 129V128H128ZM217 129L219 130V131H217ZM248 129H250V126L248 127ZM258 129V130H257ZM130 130L131 131H133L131 128H130ZM220 130L222 131V132H220ZM252 130V131H253ZM44 133H43V132ZM172 132H175V133H177V132H179V128L178 127H174L172 130H171ZM259 131H261V133L259 132ZM22 132V133H23ZM30 132H31V134H30ZM42 132V133H41ZM134 132V131H133ZM132 132V133H133ZM220 132V133H219ZM27 133H29V135L27 134ZM223 133H225L224 135L225 136H222L221 134H223ZM25 135H27V136H25ZM48 136V138H47V136ZM34 136L35 137V141H34V137L32 138V137ZM36 136L38 137L37 139H36ZM74 136L76 137V138H74ZM29 137H30V140H29ZM219 137V138H218ZM230 137H232L233 139H234V141H233V139L231 138V139H229L230 140V142H231V144H230V142L229 141H227L228 139L227 138H230ZM25 138H26V140H25ZM66 138V139H65ZM264 138V137H263ZM64 139V140H63ZM76 139H78V142H77V140ZM41 142H40V141ZM50 141V142H48V141ZM61 140V141H60ZM85 140H86V138H85ZM226 140V141H225ZM39 141V142H38ZM66 141H68V143L66 142ZM74 141V142H73ZM26 142V143H25ZM28 142V143H29ZM66 142V143H65ZM73 143V145H72V143ZM83 143V145H82V143ZM192 142V140H188V144L189 143H191ZM206 142V143H205ZM226 142H229V143H226ZM234 142L236 143V144H234ZM38 143H41V145L40 144H38ZM45 144L44 146H43V144ZM47 143H48V145H47ZM69 143L72 145V147H71V145H69ZM77 145H76V144ZM80 143V144H79ZM175 143V144H174ZM217 145H216V144ZM219 143V144H218ZM33 143H30V145H32ZM51 144V145H50ZM168 144V145H167ZM210 144V145H209ZM29 145V146H30ZM81 145V146H80ZM84 145L86 146V147H84ZM209 145V146H208ZM226 145V146H225ZM234 145V146H233ZM243 145V146H242ZM245 145V146H244ZM40 146H41V149H40ZM43 146V147H42ZM83 146V147H82ZM241 146H242V148H241ZM23 147V148H22ZM31 148H33L32 146H30ZM67 147V148H66ZM180 147H182V142L181 141H176V142H173V143H169V142H165V144H164V147H163V149H162V151H161V153H160V155H159V160H158V163H156V164H154V168H155V170H154V173L156 174V173H158V171H159V173L160 172H163V171H165V173H166V175L168 174V178L170 179V177L172 176V178H173V176H174V172H176V170H178V168H179V166H180V163L178 162V158L175 156L176 155V153L178 152L177 150L178 149H180ZM45 148V149H44ZM77 150H76V149ZM168 148V149H167ZM241 148V149H240ZM44 149V150H43ZM68 149H69V151H68ZM40 150H42V151H40ZM48 150V151H47ZM72 150V151H71ZM82 150H83V152H82ZM243 150V151H242ZM244 150H245V152H244ZM47 151V152H46ZM19 152V153H18ZM45 152V153H44ZM50 152H52V153H50ZM62 152V153H61ZM88 152V153H87ZM20 154V156H18V157H21V156H23L25 159H26V161L25 162H21L22 160H20V158H19V160H13V159H15L16 158V155L15 154ZM46 153H48V154H46ZM50 153V154H49ZM75 153V154H74ZM12 154H13V156L15 157V158H13V157H11L12 156ZM45 154V155H44ZM56 154V155H55ZM73 154V155H72ZM78 154V155H77ZM84 154V155H83ZM89 154V155H88ZM168 154L170 155V156H168ZM188 147L185 149V151H184V155L186 156V157H188ZM206 154H207V156H206ZM7 155V156H6ZM72 155V156H71ZM76 155V156H75ZM3 156H5V159L3 158ZM45 156V157H44ZM49 156V157H48ZM89 156V157H88ZM200 156H202V155H200ZM48 157V158H47ZM83 157V158H82ZM203 157H201V158H203ZM3 158V159H2ZM31 157L29 156V159H30ZM81 158V159H80ZM12 159V160H11ZM18 159V158H17ZM51 159V160H50ZM78 159V160H77ZM49 160V161H48ZM54 160V161H53ZM37 161V162H36ZM40 161V162H39ZM44 161H47L46 163H44ZM50 161L53 163H51L50 164ZM82 161V162H81ZM160 161V162H159ZM42 162V163H41ZM67 162L68 164H69V166L71 167L69 170H71V173L72 174H76L75 175V177L73 176V175H70L69 174V172H64L63 170H65L66 169V165H65V163ZM20 163L22 164V165H20ZM30 163V164H29ZM36 163H38L39 164V166H38V164H36ZM40 163L41 164H43L44 166H45V164H46V166L45 167H43V165L41 166L40 165ZM58 163H60L61 165V168L59 169V164ZM212 163V164H211ZM4 164V165H3ZM24 164H28V166H26V165H24ZM89 164V165H88ZM158 164V165H157ZM19 165V166H18ZM24 165V166H23ZM48 165V166H47ZM52 165H53V169H52ZM55 165V166H54ZM219 165V166H218ZM5 166V167H4ZM21 166V169L19 168ZM38 166V167H37ZM51 166V167H50ZM56 166H58L57 167V169H55V167ZM158 166V167H157ZM74 167V168H73ZM140 167V166H139ZM138 167V169H140ZM142 167V166H141ZM160 167V168H159ZM9 168V169H8ZM23 168V169H22ZM31 168V167H30ZM40 168V169H41ZM80 168V169H79ZM88 168V170H84V169H87ZM96 168V169H95ZM165 168V169H164ZM5 169V170H4ZM7 169V170H6ZM43 169H41V170H43ZM55 169V170H54ZM90 169L91 170H93V172L92 171H90ZM145 169V168H144ZM143 169V170H144ZM161 169H162V171H161ZM176 169V170H175ZM10 170V171H9ZM50 170L52 171H54V172H50ZM73 170V171H72ZM141 170V169H140ZM171 170V171H170ZM6 171V172H5ZM55 171H57V173L55 172ZM61 171H63V172H61ZM91 173H90V172ZM8 172V173H7ZM59 172H60V174H59ZM87 172H89V173H87ZM95 172H96V174H95ZM99 172V173H100ZM102 172H101V175H102ZM7 173V174H6ZM56 173V174H55ZM63 175H62V174ZM64 173H67V175H64ZM108 173V171H106V174ZM158 173V174H159ZM172 173V174H171ZM210 173H212V174H210ZM55 174V175H54ZM103 174H105V172L103 173ZM105 174V175H106ZM6 175H7V177H6ZM12 175V176H11ZM13 175H14V177H13ZM71 177H70V176ZM110 175V174H109ZM211 175V176H210ZM223 175V176H222ZM227 177H225V176ZM61 176V177H60ZM74 178H73V177ZM107 176H108V174H107ZM256 176V177H255ZM64 179H63V178ZM67 177H69V180H67L68 178ZM93 179H92V178ZM229 177V178H228ZM65 178H66V180H65ZM73 178V179H72ZM221 178H223V179H221ZM225 178V179H224ZM231 178V179H230ZM254 178H255V180H254ZM11 179V180H10ZM91 179V180H90ZM149 178H147V183H151V180H148ZM169 179H167V178H165V181H168L169 182ZM227 179V180H226ZM4 180V181H5ZM10 180V181H9ZM15 182H14V181ZM21 180H23V179H21ZM260 180V181H259ZM6 181H5V183H3V192H0V264H47L45 261V259L46 258H48V257H52L53 255H55V252H53V251H56L57 249L59 250L58 252L60 253H57L56 254V256L57 255H59V257H61L62 258V251L63 250H61V247L59 248L58 246H61L60 244V239L57 241L59 244H57V242L56 243H54V244H57V246L56 245H54V244H52V245H54V247H58L57 249L56 248H54V247H52V248H54V249H56V250H54V249H52V252H51V249L48 247V248H42L41 249V247L37 244V241H36V238L35 237H33L32 239L31 238H29V236L31 235V234H27V233H24V231L22 230V228H23V224L21 223H19V225L20 226H22V227H20L19 225H17V227H19V228H17L16 226H14V223H12V219H10L11 218V216H10V211H8V210H10L9 209V207H10V202H11V198L13 199V197H11V195L12 196H14L13 195V192H14V194L16 193L13 189H10V193L8 192V191H6L8 188H7V183H6ZM20 183H18V182ZM74 181V180H73ZM92 181H95V183L93 184L92 183ZM227 181V182H226ZM229 181V182H228ZM238 181V182H237ZM82 182V183H81ZM257 182V183H256ZM14 183H17L18 185H14ZM23 183H24V180H23ZM72 183V182H71ZM239 183V184H238ZM4 184H5V186H4ZM148 184V185H149ZM7 185V186H6ZM14 186V187H13ZM65 186V187H64ZM150 186H151V184H150ZM2 187H0V189L2 188ZM91 187V186H90ZM92 187H91V189H92ZM96 188V189H95ZM116 188V189H115ZM6 189V190H5ZM111 189H113V190H111ZM187 189V188H186ZM186 189H183L179 194H175V195H173V200H172V202L171 201H169V204H168V206L170 207V208H168V215H170V216H168V223H170L171 224V226H172V224H175V225H173V226H175L176 227V224L178 225L177 227L179 228V226L181 225V223L183 222V221H189V220H191V219H193V218H195V216L196 215H198V214H200V216H201V218H205V219H208L209 220V224H210V226L212 227V225L216 222V224H219V223H224L223 225H224V229L225 230H227L228 229V232H230V228H232L231 229V232H233V231H235V234H237V236H239V240H237V241H235V250H237V251H235V250H232V249H228V248H220L219 247V251L221 252V253H223L224 251H226L224 254H226V259L228 260V262H229V264H231L230 262H233L232 264H234V263H238V261L241 259V258H243L246 254L245 253H248L247 251L249 250V251H254V250H257V249H259L261 246H263L262 248H264V213L263 212H256L255 214H253V215H251V216H249L246 220H245V223L243 222V223H240V220L239 219H237V216L239 215V213H240V211H241V209H242V207H243V205L245 206V204L243 203V200L242 199H240V204H238V205H236L235 206V204H234V202H233V200L232 199H218V201L220 202V204H221V206H220V209H216L215 207H213L212 205H210V204H206V205H204L201 209L197 206V203L198 204H200V202H201V200H203V199H207V196H201L202 198H198V197H194V191L191 189V191H184V190H186ZM257 189V188H256ZM256 189H253L252 190V188H250V190H251V195L249 196V198H250V200H247V203L249 202V204H251V202H254V201H257L260 205H261V207H263L264 208V192H263V194L261 195H259V193H258V191L260 192V190H258V191H256ZM4 190H5V192H4ZM9 190V189H8ZM11 190L13 191L12 192V194H11ZM108 190V191H107ZM1 191V190H0ZM208 191V190H207ZM254 191V192H253ZM103 192V191H102ZM4 193V194H3ZM5 193H9L10 195V197L9 196H6L5 195ZM111 194V196H110V194ZM206 193V192H205ZM254 194H256L255 196H254ZM258 194V195H257ZM62 195V193L59 195V194H57L56 195V200L58 201V198L60 197ZM98 195V196H97ZM96 196V197H95ZM256 196L257 197H259L260 196V198H257L256 199ZM10 199H9V198ZM95 197V198H94ZM110 197V198H109ZM62 198V200H60ZM61 198H59V200H60V203H62L63 204V206H68V207H71L69 204H68V202L70 201L69 200V197H63V196H61ZM92 198H94V199H92ZM248 198V199H249ZM104 199H102L101 201L103 202V203H101V201L99 202V205L100 206H107V203L104 201ZM258 199H260V200H258ZM208 200V199H207ZM206 200V201H207ZM62 201V202H61ZM227 201V202H226ZM36 202H38V200L36 199V200H30L29 202H28V205H27V208L28 207H33V210H32V208L30 207L29 209L31 210V211H33L32 212V214L34 213V211L37 209H34L35 208V206H37L38 204H39V202L36 204ZM171 202V203H170ZM175 202V203H174ZM33 203V204H32ZM70 203V202H69ZM106 203V204H105ZM167 203V202H166ZM176 203H178V204H176ZM228 203V204H227ZM241 203H243V204H241ZM36 204V205H35ZM68 204V205H67ZM103 204V205H102ZM196 204V205H195ZM98 205V206H99ZM163 207H165L166 205H164V202H163ZM227 205H231L230 206V209L228 208L229 206H227ZM7 206H9L8 208H7ZM99 206V208H101ZM234 206V207H233ZM239 206H242L241 208L239 207ZM5 207H6V209H5ZM176 207V208H175ZM231 207H232V209H231ZM237 207V208H236ZM239 207V208H238ZM233 208H234V210H233ZM199 209H200V211H199ZM237 209V210H236ZM211 210H212V212H211ZM229 210V211H228ZM216 212V214H215V216L214 217H208L207 215H209V214H212L213 212ZM174 212V213H173ZM235 212V213H234ZM239 212V213H238ZM262 213V214H261ZM220 215V216H219ZM256 215V216H255ZM263 215V216H262ZM10 216V217H9ZM178 216V217H177ZM236 216V217H235ZM32 218V220L34 221V218H33V216H31ZM181 217V218H180ZM254 217V218H253ZM7 218H9V221L11 222V225L13 226V227H11V225H10V223L9 222H7L8 220H7ZM235 218V219H234ZM250 218V219H249ZM263 218V219H262ZM3 220H4V222H3ZM32 220H29V222H31ZM249 220V221H248ZM244 221V220H243ZM5 222H7V223H5ZM235 222V223H234ZM4 223H5V225H4ZM9 223V225H7ZM212 223V224H211ZM247 223L250 225H247ZM263 223V224H262ZM244 224V225H243ZM236 225V226H235ZM5 226H8V227H5ZM172 226V227H173ZM11 227V228H10ZM210 227V228H211ZM209 231H211L212 232V230L211 229H209ZM38 232H40V234H49V236L50 237H52V240H51V238L50 237H48V235H47V238H46V235H44L45 236V238L47 239V240H51V242L53 241V239H55L53 242H55L57 239L55 238V236L56 235H53V232L52 231H46V232H43V231H39L38 229L36 230V229H34L33 230V232H32V235L31 236H33V234H34V236L36 235V234H39ZM42 232V233H41ZM39 234V236L37 235V238H39V239H43L44 238V236L42 235H40ZM6 235V236H5ZM10 235H11V237L13 238V237H15L14 239H11L10 240V243H9V240L8 239H10ZM53 235V236H52ZM211 235V234H210ZM22 236V237H21ZM28 238H27V237ZM212 236V235H211ZM211 236H209V234H208V236L204 239V243H203V245L204 246H202L203 247V253L205 254V255H208V256H206L205 258L207 259L208 257H209V255H211V253H212V246L214 245V242H215V239L213 238V237H211ZM19 238L18 240H20L21 238L22 239H24L25 237L28 239H26V241L28 242L30 239L34 242V244L32 243V241L30 240V242L32 243V245H31V243L30 242H28L29 244H27V242L26 243H24L25 241H23V242H21V240L20 241H15V240H17L16 238ZM8 238V239H7ZM254 238V239H253ZM6 239V240H5ZM24 239V240H25ZM4 240V241H3ZM3 241V242H2ZM12 241H14V243L15 244H17V246H15V247H17V248H15V247H12L13 246V242ZM36 241V242H35ZM7 242V243H6ZM12 242V243H11ZM18 242V243H17ZM52 242V243H53ZM23 243V245H21V244ZM238 243V244H237ZM245 243V244H244ZM5 244V245H4ZM9 244V245H8ZM14 244V245H15ZM25 244V245H24ZM36 244V245H35ZM243 244V245H242ZM2 245V246H1ZM12 245V246H11ZM21 245V246H20ZM30 245V246H29ZM34 245V246H33ZM239 245V246H238ZM22 246H23V248H22ZM29 246V247H28ZM32 246V247H31ZM36 246H38L39 247V249H38V247H36ZM253 246L256 248V249H254L253 248ZM259 246V247H258ZM19 247H20V249H19ZM27 247V248H26ZM34 247V248H33ZM223 247V246H222ZM241 247V248H240ZM30 248V249H29ZM262 248H260L259 250H262ZM33 249V250H32ZM47 249V250H46ZM243 249V250H242ZM42 250V251H41ZM61 250V251H60ZM246 250V251H245ZM16 251V252H15ZM21 251H22V253H21ZM38 251V252H37ZM45 252L46 251V254L44 255V254H42V252ZM47 251H50V252H47ZM210 251V252H209ZM232 251V252H231ZM240 251H241V253H240ZM30 252H31V254H30ZM33 252V253H32ZM37 254H36V253ZM41 252V253H40ZM43 252V253H44ZM27 253V254H26ZM47 253L49 254L47 257H44V256H46L47 255ZM50 253H54V254H52V255H50ZM210 253V254H209ZM233 253H235V254H233ZM22 254V255H21ZM33 254V255H32ZM41 254V256H40V258L42 259V257L44 258V260H42L41 261V259L38 257L39 255ZM203 254V255H204ZM227 254H229V256L227 255ZM237 254H238V257H237ZM240 254V255H239ZM245 254V255H244ZM42 255H44V256H42ZM32 256V257H31ZM228 256V257H227ZM54 257V256H53ZM19 258H21V259H19ZM34 258V259H33ZM29 259V260H28ZM31 259V260H30ZM40 259V260H39ZM34 260V261H33ZM38 260H39V262H38ZM230 260V261H229ZM232 260V261H231ZM24 261V262H23ZM32 261V262H31ZM28 262V263H27ZM45 262V263H44ZM52 263H54V264H56L57 263V261L55 262H52Z\"/></svg>",
	"mask_w": 264,
	"mask_h": 264
}]
</instances>
